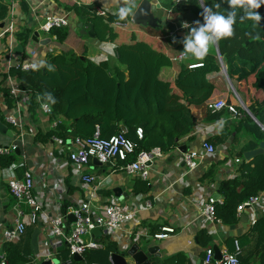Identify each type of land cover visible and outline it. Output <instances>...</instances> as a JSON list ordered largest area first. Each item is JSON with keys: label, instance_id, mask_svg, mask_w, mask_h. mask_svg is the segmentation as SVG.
Wrapping results in <instances>:
<instances>
[{"label": "crops", "instance_id": "obj_1", "mask_svg": "<svg viewBox=\"0 0 264 264\" xmlns=\"http://www.w3.org/2000/svg\"><path fill=\"white\" fill-rule=\"evenodd\" d=\"M2 1L10 6V10L5 22L0 25V32L14 12L18 28L13 38L14 53L22 59L31 58L42 61L43 64L47 55H57L60 50L59 54L75 53L95 64L115 62L117 46L110 41L98 39L91 18L100 17L97 15L98 9L108 12V17H102L106 20L116 18L119 8L124 6L122 0ZM143 1L135 0L137 7L133 13ZM148 1L160 6L153 13L159 20L157 26L138 25L133 22V15L131 21L143 29L145 36L164 46V54L171 67L162 70L160 79L174 85L183 69L202 63L207 58H213L217 60L221 70L208 76L215 86L212 99L223 98L231 101L233 95L237 100L240 99L237 103L240 109H243L241 103L248 108L254 104L256 102L254 96L257 97V101L264 99V94L252 87L240 93L236 77L232 80L236 87L230 84L231 80L222 70L216 45L212 47L216 52L210 49L202 60L191 56L182 61L175 60L181 55L184 47L182 40L190 31V28H183L182 24L187 22L190 26H195L196 21L203 24L202 4L201 10L175 15L172 12L174 4L172 0ZM61 14H67L70 20V26L67 28L69 34L63 43L55 36L40 31L41 26L45 24L46 15ZM80 25L84 27L81 29ZM89 25L94 27L95 36L89 34ZM27 30H32V34L28 44L23 46L19 36ZM36 32L39 34L37 41L33 39ZM8 41L9 37L0 41L1 89H4L2 86L6 77L10 75L15 78L12 71L9 73L6 71L4 65V48ZM243 89L244 87H241V90ZM4 107L7 105L3 94L0 93L2 123H4L2 120H5ZM37 108L35 111L30 110L29 123L42 134L54 131L55 121L40 115ZM189 109L194 118V129L179 141L175 149L162 152L163 156L149 165L148 180L122 170L123 164L120 162H115L116 166L101 165L93 160L87 167H78L65 155L60 154L53 142L44 141L45 137L38 140L25 135L23 140H18L16 130L4 123L11 134L0 133V150L16 144L18 149L5 154L6 156L16 154V162L8 168L0 167V250L6 252L7 245L17 247L25 260L23 264H39L49 258L64 260L66 264H71L65 246L58 239L50 237L44 223L28 225L19 240L10 244L5 242L4 234L6 230H12L17 217V204L10 194L8 181L13 178L22 179L25 172L30 171L35 181L34 195L40 201L43 211L50 215H64L69 207L86 202L89 194L94 195L91 199L94 207L117 203L128 205L135 210L137 219L127 229L113 234H107L103 230L102 235L92 234L90 237L102 245V249L91 251L93 257L101 258V261H98L100 264H114L113 255L123 253V249H127L130 243L142 244L146 240H153L164 227L174 228L175 233L170 234L166 240L156 241L160 246V264H206V252L209 249H213V262L216 263L215 258L220 257L222 253L235 252V241L239 242L242 249L240 255L242 264H264V245L253 234L254 224L264 216V192L260 194L261 200L257 206L238 213V222L234 225H225L220 221L210 222L203 214L206 203L210 199L213 200L218 191L220 194L221 183L240 176L241 165L249 162L244 159V153L258 148L253 128L246 125L241 127L244 118L234 119L227 110L213 113L207 105L201 107L193 105ZM210 139L222 140L220 143L212 144L216 147V153L200 158L198 168L189 171L183 161L184 153L181 150L203 154V143ZM209 173L211 174L207 178L206 175ZM84 175L94 176L96 182L92 185L84 184L81 180ZM118 189L124 191L119 194L116 192ZM124 194L128 195V198H125ZM222 200L220 195L217 202L221 203ZM25 212L29 213V209L25 208ZM110 245L112 247H109ZM115 247L118 252H115ZM65 254L69 260L64 257ZM179 255H184L185 258L174 259Z\"/></svg>", "mask_w": 264, "mask_h": 264}, {"label": "trees", "instance_id": "obj_2", "mask_svg": "<svg viewBox=\"0 0 264 264\" xmlns=\"http://www.w3.org/2000/svg\"><path fill=\"white\" fill-rule=\"evenodd\" d=\"M203 1L214 12L227 15L232 10L228 6V0ZM201 8L199 0H187L173 4L172 12L183 15ZM9 10L10 6L0 0V25L5 22ZM236 11L235 35L218 42L220 53L230 79L236 77L240 93L252 87L264 94V5L258 9L261 16L259 24L252 20L241 22L243 10ZM91 19L98 39L110 41L117 46L114 63L105 61L95 64L75 53H64L48 57L43 68L31 71L13 69L11 72L21 89L33 93V100H36L37 94L46 92L51 93L56 100L55 104H50L53 111L50 118L52 121H58L59 118L63 120L54 131L46 134L39 132L38 140L43 137L47 142L55 137L65 142L76 138L88 139L93 137L97 127L100 128L102 137H110L119 133L122 127L127 128V137L138 146L135 154L123 163L127 165L135 162L141 152H150L155 148H160L162 152L175 149L179 141L194 129L190 106L201 107L220 100L238 105L233 95L231 101L212 99L215 86L208 76L221 70L216 59L207 58L201 67L183 69L172 85L160 79L162 70L171 67L164 54V46L145 36L143 29L132 23V16L124 20L119 16L108 20L97 16ZM31 34L32 30H27L19 36L23 46L28 44ZM68 34L67 28H54L50 35L63 43ZM49 64L55 66V71H48L46 65ZM241 87L244 89L241 90ZM0 93L3 94L7 107L12 108L14 99L9 91L0 88ZM254 99L256 102L249 109L258 119V114L262 113L264 116V99L257 101L256 96ZM37 105L36 101L32 102L31 111H35ZM243 118L244 122L240 126L253 128L252 133L259 147L264 142V131L248 115ZM2 121L6 123L4 119ZM259 122L264 125L263 120ZM138 128L143 129L142 140L136 135ZM208 142L215 145L222 140L210 139ZM16 158V154L0 155V167H10L16 162ZM262 192L264 155H259L241 165L240 176L221 183L220 195L223 200L215 203L217 219L225 225L236 224L238 207ZM253 234L264 245V216L254 224ZM5 250L10 264L25 262L17 247L7 245ZM115 252H118L116 247ZM91 254L88 251L83 259L73 258L72 262H94ZM183 258L184 255H179L174 259Z\"/></svg>", "mask_w": 264, "mask_h": 264}, {"label": "built area", "instance_id": "obj_3", "mask_svg": "<svg viewBox=\"0 0 264 264\" xmlns=\"http://www.w3.org/2000/svg\"><path fill=\"white\" fill-rule=\"evenodd\" d=\"M124 2V0H122ZM175 4H180L187 0H172ZM35 11V10H34ZM97 15L100 17H108L106 10L98 9ZM14 12L11 13L10 19L3 25L0 32V41L9 37L7 46L4 48V65L8 73L13 69L22 71H31L39 68H43L42 61L35 59H22L14 53L13 38L18 30L17 22L15 20ZM70 26L69 16L67 14L61 15H46L45 24L41 26L40 31L46 34H51V30L54 28H68ZM0 50V54H1ZM184 57L180 55L175 60L182 61ZM37 67H33V65ZM202 63L196 65H190V69L201 67ZM5 90H8L11 97L14 99V105L12 108L4 107L5 122L16 130V137L18 140H23L25 135H30L33 138H37L38 130L32 124L29 123V114L32 102L38 103L37 112L40 115L50 118L53 111L45 110L41 107L42 102H38L37 99L33 100V93L29 90H23L20 88L17 80L12 76L6 77L3 81ZM51 108V107H50ZM207 108L217 113L223 110H227L234 119H242L247 112L243 109L240 110L238 106H235L225 100H220L215 103H210ZM29 118V120H28ZM62 120L55 121L54 128H57L58 124ZM127 128H121L120 132L110 137H102L99 127L96 128V132L92 138L83 139L76 138L68 142H65L61 138H53L51 142L56 145L57 151L65 155L68 160L78 167H87L95 160L101 165H115V162L124 163L128 161L129 156L135 154L138 146L135 142L128 137ZM136 135L139 140L144 137L142 128L136 130ZM18 149V145H13L10 148L1 149L2 155L15 152ZM216 153V147L210 142L205 141L203 143V154L196 152H187L183 154V161L189 171H193L199 166L200 158L205 156H211ZM163 156L160 149H154L150 152H141L136 161L131 164H123L122 170L127 171L131 175L140 177L143 180H148L150 177V169L148 163H152L155 159ZM116 166V165H115ZM81 180L86 185H92L96 182V178L91 175H84ZM8 187L10 194L16 200L17 217L15 219L13 228L11 231L6 230L4 237L6 243H13L25 233L28 225L37 223L46 224V228L50 232V237L58 239L66 248L69 253L70 260L76 256L83 259L84 255L88 251L100 250L102 245L90 238L92 231L96 228L105 230L107 234H113L122 230H125L134 221L137 216L133 208L128 205H120L117 203H109L101 207L92 206L91 199L93 194L88 195V200L82 202L78 206L69 207L64 215H50V213L43 211L40 201L34 195L35 181L32 172H25L22 179L13 178L8 181ZM260 194L250 200L242 203L237 212L243 213L247 208H252L260 203ZM215 201L210 199L206 203L203 214L210 222L219 221L216 217ZM25 208L29 209V213L25 212ZM73 215L75 222L69 223L68 216ZM175 233V229L172 227H164L161 233L156 234L153 237L155 241H163L169 238L170 234ZM127 249H123L126 252ZM242 249L238 241H235V252H224L221 254L220 260L216 264H231L234 258L237 264H242L240 255ZM51 259V258H49ZM214 260V251L209 249L206 252V264L212 263ZM0 264H10L7 253L4 250H0ZM84 264H100L98 262H86Z\"/></svg>", "mask_w": 264, "mask_h": 264}, {"label": "clouds", "instance_id": "obj_4", "mask_svg": "<svg viewBox=\"0 0 264 264\" xmlns=\"http://www.w3.org/2000/svg\"><path fill=\"white\" fill-rule=\"evenodd\" d=\"M264 5V0H228V6L231 11L227 15L220 12H214L212 8L205 7L202 12L203 24L195 22V26H190L187 22L182 24L183 28H190L189 33L183 38L184 45L181 55L184 58L189 56L202 60L208 54L209 50L214 47L221 39L232 38L235 35L234 25L237 23L236 9H242L243 15L240 21H255L257 24L261 21L258 9ZM135 0H124V6L119 8L117 15L121 20L134 15L133 10L136 8ZM218 8L219 5H216ZM37 67V65H33ZM48 71H55L54 65H46ZM38 102L45 110L51 111L50 104H55L56 100L51 93L37 94ZM231 264H237L233 258Z\"/></svg>", "mask_w": 264, "mask_h": 264}, {"label": "water", "instance_id": "obj_5", "mask_svg": "<svg viewBox=\"0 0 264 264\" xmlns=\"http://www.w3.org/2000/svg\"><path fill=\"white\" fill-rule=\"evenodd\" d=\"M202 6L205 8L203 0H199ZM160 8L159 5H153L148 0H144L139 7L136 9L134 15H133V22L138 25H148L150 27H156L159 20L154 17V12ZM84 25H80V28L82 29ZM90 31L89 34L91 36H95L94 34V27L92 25H89ZM39 34L36 32L34 33L33 39L35 41L38 40ZM218 56L222 65V70L226 74L227 78L230 80V77L228 75L227 67L224 64L223 57L220 53L219 46L216 44ZM242 107L247 112L248 116L257 124L259 127L264 131V125L259 122V120L256 118V116L250 111V109L244 105L243 103ZM0 133L2 134H11L10 129L2 122H0ZM181 150V149H180ZM183 153H187L186 150H181ZM259 155H264V142L260 143V146L252 151H248L244 153V159L246 161H251L255 159ZM151 163H148V166ZM124 191V189H118L116 192L121 194ZM125 198H128V195H123ZM220 199L219 191L217 195L214 197L215 201H218ZM69 223L75 222V218L73 215L68 216ZM93 235H102V230L99 228H96L92 231ZM160 246L156 244L155 240H146L142 244H133L130 243L127 247L126 252H123L121 254H115L112 256V261L114 264H160ZM220 257H216L215 260H220ZM75 260H80V257L76 256L74 258ZM39 264H66L64 260L58 261L57 259H47L42 261Z\"/></svg>", "mask_w": 264, "mask_h": 264}, {"label": "rangeland", "instance_id": "obj_6", "mask_svg": "<svg viewBox=\"0 0 264 264\" xmlns=\"http://www.w3.org/2000/svg\"><path fill=\"white\" fill-rule=\"evenodd\" d=\"M203 2H204V1H203ZM174 4H175V3H174ZM204 4H205V3H204ZM211 50H212V52H213V51L216 52V49H215V48H214V49L211 48ZM58 52H60V50H59ZM58 52H57V55H50V56H59V55H61V54H59ZM54 54H55V53H54ZM50 56L47 55V58L50 57ZM47 58H46V59H47ZM45 63H46V60H45V62L43 63V65H44ZM230 80H231V81L228 80V81L230 82V84H231L232 86L236 87V84L233 83L232 79H230ZM232 89H233V87H232ZM236 100H237V99H236ZM239 100H240V99H239ZM239 100H237V102H239ZM241 108H242V105H241ZM245 115H248V114H245ZM257 116L259 117V118H258L259 121H262V120L264 121V116H263L262 113H261V114H258ZM252 121H253V120H252ZM253 122H254V121H253ZM254 123H255V122H254ZM255 124H256V123H255ZM258 126H259V125H258ZM108 165H109V164H108ZM64 257L67 258V259L69 260V257H68L67 254H65ZM93 261H97V262H98V261H101V258L93 257ZM70 263H71V264H74L71 260H70ZM99 263H100V262H99Z\"/></svg>", "mask_w": 264, "mask_h": 264}]
</instances>
